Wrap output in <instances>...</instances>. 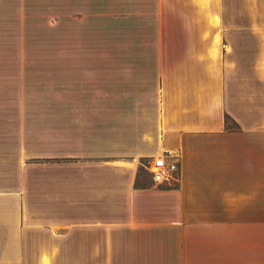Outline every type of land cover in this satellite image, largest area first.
Wrapping results in <instances>:
<instances>
[{"label":"crops","instance_id":"crops-1","mask_svg":"<svg viewBox=\"0 0 264 264\" xmlns=\"http://www.w3.org/2000/svg\"><path fill=\"white\" fill-rule=\"evenodd\" d=\"M261 15L264 0L53 12L51 42L124 53L51 56L50 113L0 145V264H264ZM158 156L176 163L162 182Z\"/></svg>","mask_w":264,"mask_h":264},{"label":"rangeland","instance_id":"rangeland-1","mask_svg":"<svg viewBox=\"0 0 264 264\" xmlns=\"http://www.w3.org/2000/svg\"><path fill=\"white\" fill-rule=\"evenodd\" d=\"M99 2L0 0V145L7 144L9 151L17 150L18 122L50 113L48 82L52 55L124 53V48L116 46L117 42H51L53 12H58L60 22L66 23L68 9L75 14L90 11ZM258 17L264 22V15ZM251 37V42H255L256 34Z\"/></svg>","mask_w":264,"mask_h":264},{"label":"built area","instance_id":"built-area-1","mask_svg":"<svg viewBox=\"0 0 264 264\" xmlns=\"http://www.w3.org/2000/svg\"><path fill=\"white\" fill-rule=\"evenodd\" d=\"M176 169L175 161L167 163L162 156L155 157L149 166L154 180L162 182L169 177H172L171 171Z\"/></svg>","mask_w":264,"mask_h":264}]
</instances>
